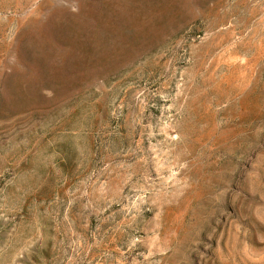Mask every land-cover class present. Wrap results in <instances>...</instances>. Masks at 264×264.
I'll use <instances>...</instances> for the list:
<instances>
[{
  "label": "rangeland",
  "instance_id": "1",
  "mask_svg": "<svg viewBox=\"0 0 264 264\" xmlns=\"http://www.w3.org/2000/svg\"><path fill=\"white\" fill-rule=\"evenodd\" d=\"M0 264H264V0H0Z\"/></svg>",
  "mask_w": 264,
  "mask_h": 264
}]
</instances>
